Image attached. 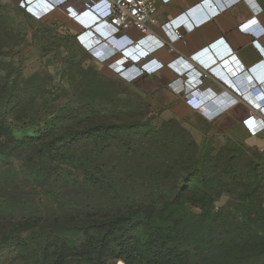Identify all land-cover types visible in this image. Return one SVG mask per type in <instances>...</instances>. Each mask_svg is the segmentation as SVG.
<instances>
[{
    "label": "rangeland",
    "instance_id": "rangeland-1",
    "mask_svg": "<svg viewBox=\"0 0 264 264\" xmlns=\"http://www.w3.org/2000/svg\"><path fill=\"white\" fill-rule=\"evenodd\" d=\"M17 2L0 0V93L7 106L6 128L19 141L46 130L70 140L58 144L57 157L48 163L33 151L35 143L20 145L0 136V264H60L55 253L61 247L66 250L63 264H151L148 243L142 246L143 258L96 259L87 233L93 232L88 229L94 221L175 200L183 188L178 158L192 141L184 127L195 134L199 148L208 144L213 155L226 149L229 158L243 148L219 168L223 184L216 207L232 228L247 217L256 228V212L247 211L242 201L247 186L253 187L256 168L264 179V151L241 146L246 143L226 135L203 137L210 122L204 124L184 99L174 101L166 86L159 88L160 77L128 85L121 74L84 52L80 34L63 11L53 12V17L67 18L57 24ZM83 99L99 105L109 119L98 135L83 133L71 118ZM175 104L181 124L167 122ZM84 171L94 177L87 180ZM255 197L264 206V181ZM259 233L264 236V231ZM239 243V253L245 254L258 241ZM183 247L193 250L192 243ZM44 248L52 253L49 262L40 256ZM190 259L188 264H234L196 252Z\"/></svg>",
    "mask_w": 264,
    "mask_h": 264
},
{
    "label": "trees",
    "instance_id": "trees-1",
    "mask_svg": "<svg viewBox=\"0 0 264 264\" xmlns=\"http://www.w3.org/2000/svg\"><path fill=\"white\" fill-rule=\"evenodd\" d=\"M18 2L16 5L21 8ZM52 15L54 14L47 15L50 16L47 21L64 24V20L67 19L65 15L60 17ZM146 76L147 74L129 84L137 85ZM3 97L4 95L0 93V136L5 134L11 142L20 145L25 144L23 141L28 144L35 143L33 151L40 154L43 161L52 163L57 157L58 144L69 142L70 137H65L59 131L46 130L38 137L25 138L23 141L15 139L5 125L7 106L2 101ZM73 112L75 114L71 118L76 120L78 127L88 136L91 133L98 135L102 128L107 127L109 119L103 117L102 110L95 103L91 104L83 99L81 105ZM174 121L181 124L176 119L167 120V122ZM214 126L215 123L210 122L209 128L203 131L205 137L209 136ZM184 129L190 134L192 141L184 145L181 157L178 158L182 161L177 164H183L181 168L184 170L183 188L175 195V200L172 202L165 200L166 202L161 204L155 202L144 210H133L114 219L94 221L88 229L93 228V232L87 233V236L89 235L87 241L95 248L94 258L103 256L126 260L139 256L143 258L142 246L148 243L152 249L149 257L151 264H188L191 260L190 255L195 252L200 257L211 255V258L225 263L232 261L234 264H246L252 259L257 264H264V236L259 235L260 231H264V206L255 203V196L260 192L264 181L259 170L256 168L253 187L247 186L242 201L247 211L256 212V228L253 229L251 225L253 220L250 217L232 228L233 223L226 219L223 212L216 207V201L220 196L219 187L223 184L219 168L225 159L229 164L233 158L242 154L243 148L235 150L229 158L225 154L226 149H221L213 155L208 144L199 148L190 129L187 127ZM167 138L174 140L177 137L168 135ZM240 145L254 148L247 144L240 143ZM84 172L87 180L94 177L89 176L88 171ZM95 181L98 182L97 179ZM191 208L199 211L194 212ZM252 239H257L258 244L251 253H239V247H241L239 242L249 243ZM185 243H192L193 250L184 248ZM65 252L63 247L56 251L58 263H64ZM42 253L43 255H40L44 258L42 260L49 262L47 259L52 256V253H49L47 248H44ZM38 260L40 261L41 258L38 257ZM252 261L249 264H252Z\"/></svg>",
    "mask_w": 264,
    "mask_h": 264
},
{
    "label": "crops",
    "instance_id": "crops-1",
    "mask_svg": "<svg viewBox=\"0 0 264 264\" xmlns=\"http://www.w3.org/2000/svg\"><path fill=\"white\" fill-rule=\"evenodd\" d=\"M22 1L32 3L29 8L39 16L53 14L56 10L63 11L65 16L71 14L68 24L81 38V33L87 30H93L104 37L114 31L109 21H99L93 12L74 14L58 8L67 0H38L34 3V0ZM213 1L217 5H225L226 10L215 16L209 14L215 6ZM73 5L78 10L84 7L79 1H73ZM254 13L259 14V23L251 27L249 32H241L238 25L249 20ZM157 18L158 24L151 25L153 33L166 38L160 24L171 20L172 26L183 34V38L173 43L174 51L168 46L152 53L134 51L133 73L145 72L147 76L137 85H130L127 78L121 76L123 80L134 87L160 77L159 88L166 86L165 89L170 91L174 101L184 99L186 108L196 110L204 124L207 120L197 110L199 106L227 91L240 98V101L231 105L215 120V128L209 135H226L264 151V56L262 58L260 55H264V0H210L208 5H203L202 0H172L160 4ZM127 34L134 40L142 36L136 28ZM254 39H259L261 48L254 47ZM208 46L215 55L224 53L229 46L236 53L208 68L203 83L192 85L182 78L193 66H199V62L191 59L190 55L201 52L199 59L209 61L210 53L205 52ZM122 63L113 60L105 64L108 65V71L120 75L126 65ZM224 102H232V97H227ZM170 107L167 106L162 112ZM176 108L177 104L171 108L174 116L168 119L180 116L179 107Z\"/></svg>",
    "mask_w": 264,
    "mask_h": 264
},
{
    "label": "built area",
    "instance_id": "built-area-1",
    "mask_svg": "<svg viewBox=\"0 0 264 264\" xmlns=\"http://www.w3.org/2000/svg\"><path fill=\"white\" fill-rule=\"evenodd\" d=\"M36 1L38 0H34L33 3ZM73 1H79L82 3L81 0H67L64 3L58 5V8L65 9L66 11H71L74 14L84 13L87 11L92 12L88 7V2H83L82 4L84 7L78 10L74 8ZM171 1L172 0H104V3H101L96 11L100 14V16L97 15L99 21L107 20L113 26L114 31L112 33L127 34V32L133 28L138 29L142 33V36L135 40V43L138 44L137 52L152 53L162 47L167 46L171 49V51H174L173 43L182 39L183 34L177 31L172 26L171 20L160 24L163 33L165 34V32H167L168 34V37H166L165 35L166 38L160 37L156 33H153V30L151 29L152 24H158L157 14L159 11L160 4L169 3ZM208 1L210 0H202L203 5H208ZM106 2H108V4H106ZM19 4L22 8H28L29 6H31L32 3H25L24 1L20 0ZM212 4H215L214 8L209 12V14H211L212 16L222 13L227 8L223 4L217 5L214 1L212 2ZM108 7L109 15L106 17V14H108L106 13ZM258 15V13H254L249 20L239 24L238 29L241 32H249L251 27L259 23ZM67 17L72 18V15L69 14V16ZM102 17L106 18L103 19ZM88 31L89 30L81 33L82 37L88 38ZM100 38L104 40L106 37L100 36ZM253 45L256 49L257 47L261 48L259 39H254ZM211 50L212 48L210 46H208L205 50V52L210 53L208 55L211 58L209 61L199 59V56L202 55L201 52H199L200 54L198 52L194 53L190 55V57L191 59L196 60V62H200L208 70V68H210L213 64L218 63L236 53V50L230 46L224 53H219L217 55H215ZM260 55L263 58L264 55H262L261 53ZM194 69H198L200 71H207L204 70L201 66L197 65L193 66L190 71ZM188 72L182 76L183 79L186 75H188ZM145 74V72H141L138 74L131 73L126 77L129 82H134ZM206 75L207 72H205L203 76L206 77ZM190 77L193 85L195 86L203 83L204 81L202 78L200 79L196 76L191 75Z\"/></svg>",
    "mask_w": 264,
    "mask_h": 264
},
{
    "label": "clouds",
    "instance_id": "clouds-1",
    "mask_svg": "<svg viewBox=\"0 0 264 264\" xmlns=\"http://www.w3.org/2000/svg\"><path fill=\"white\" fill-rule=\"evenodd\" d=\"M81 1L82 3L85 1L88 2L89 9L96 15L100 16V14L96 10L98 9V6L101 3H104V0ZM106 4H108V2H106ZM106 13H108L106 14L107 17L109 15V7ZM106 17L102 18L105 19ZM88 32L89 37H82L81 42L83 50L89 55V57L102 63H107L113 60H120V62L126 64L120 71L121 76L127 78V75L133 73L132 70H134L135 68V61L132 59V56L135 53L134 51L138 50V44L135 43L134 39H132L128 34L112 33L103 40L100 38L101 35H98L96 32H93V30H89ZM90 35L93 36L91 37ZM165 35L166 37H168L167 32H165ZM198 64L204 70H207V68L200 62ZM205 72L207 71H200L198 69H194L192 71H189L188 75H186L184 79L185 81L193 85L190 76H196L204 80L205 77L203 75ZM227 97H232V102H224ZM238 101H240V98L235 97L225 91L217 97H214L208 102L199 106L197 110L207 121L214 122L219 116L226 112L231 107V105L237 103Z\"/></svg>",
    "mask_w": 264,
    "mask_h": 264
}]
</instances>
